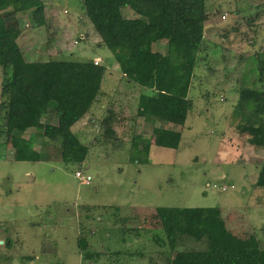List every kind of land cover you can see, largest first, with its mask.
Returning <instances> with one entry per match:
<instances>
[{
  "label": "rangeland",
  "instance_id": "1",
  "mask_svg": "<svg viewBox=\"0 0 264 264\" xmlns=\"http://www.w3.org/2000/svg\"><path fill=\"white\" fill-rule=\"evenodd\" d=\"M42 1L44 26L33 24L29 11L3 13L7 29L18 31L26 58H99L104 93L88 112L97 122L88 119L80 127L81 119L71 128L89 147L82 165L66 164L51 144L42 146L41 127L53 119L52 110L38 120L32 136L33 147L44 148L49 160H13L0 137V264H81L74 252L81 227L90 250L101 253L84 264H165L172 252L155 214L159 206L218 207L228 229L255 233L264 245V187L255 186L264 149L244 142L233 116L239 86L256 81L264 59L263 0H206L205 50L188 92L193 110L182 125L135 115L140 89L122 76L81 0ZM122 14L136 16L130 8ZM153 49L165 52V39ZM110 105L120 122L115 137L106 139L96 125ZM164 128L181 132L176 149L157 144ZM138 136L151 142L146 162L132 146L133 140L140 143ZM76 171L90 176L89 183ZM207 245L205 239L181 238L177 250Z\"/></svg>",
  "mask_w": 264,
  "mask_h": 264
},
{
  "label": "trees",
  "instance_id": "2",
  "mask_svg": "<svg viewBox=\"0 0 264 264\" xmlns=\"http://www.w3.org/2000/svg\"><path fill=\"white\" fill-rule=\"evenodd\" d=\"M84 14L112 52L119 69L140 89L136 116L182 125L193 110L188 97L194 70L205 50V27L210 19L206 0H81ZM264 3V0H263ZM130 8L135 17L122 14ZM29 11L37 26L47 23L42 0H0V137L12 149L13 160L47 161L45 149L33 147L31 135L38 120L54 112L43 123L42 146L51 144L61 161L82 165L89 147L71 127L89 114L103 95L101 82L105 67L90 60L48 58L28 60L18 44V31L8 30L3 13ZM212 13V12H211ZM55 33L50 34V38ZM165 39L166 50L153 49ZM258 78L252 85L241 83L233 110L235 130L244 142L264 149V59L257 66ZM244 82V81H242ZM258 83V85H257ZM150 91L146 93L144 90ZM120 118L113 105L105 107L98 127L104 138L115 137ZM28 132L29 137L24 134ZM140 137V139H138ZM133 148L147 161L151 142L138 136ZM181 132L164 128L158 145L176 149ZM255 186L264 187V163L259 167ZM88 210V207H82ZM159 225L171 250L165 264H264V245L255 233L237 235L227 228L218 207H171L155 209ZM91 219L90 215H86ZM125 221H127L125 219ZM81 227L77 241L82 263L100 257L90 250L88 236ZM264 230V228H263ZM181 238L205 239L204 250L179 249Z\"/></svg>",
  "mask_w": 264,
  "mask_h": 264
},
{
  "label": "crops",
  "instance_id": "3",
  "mask_svg": "<svg viewBox=\"0 0 264 264\" xmlns=\"http://www.w3.org/2000/svg\"><path fill=\"white\" fill-rule=\"evenodd\" d=\"M87 36V34L86 33H84V37H86ZM83 119V121L81 122V124H80V127H85V125L87 124H85V122H86V120H90L93 124H95L97 121H96V119H93V117L92 116H88V114H86L85 116H84V118H82ZM96 127L98 128V124L96 125ZM72 128V127H71ZM35 134V130H34V133L31 135V137L33 136ZM30 136V135H29ZM28 136V137H29ZM34 148L36 149V150H39V149H37L35 146H34ZM11 151H12V149H11ZM84 166H86L85 164H84ZM61 243V242H60ZM75 253H77V255H78V259H76L75 260V262L77 263V262H79V259H81V263H82V257H81V254H79L78 253V249L76 250V251H74Z\"/></svg>",
  "mask_w": 264,
  "mask_h": 264
},
{
  "label": "built area",
  "instance_id": "4",
  "mask_svg": "<svg viewBox=\"0 0 264 264\" xmlns=\"http://www.w3.org/2000/svg\"><path fill=\"white\" fill-rule=\"evenodd\" d=\"M99 62H100L99 58H95V59L93 60V63H94V64H99ZM75 176H76L80 181H82V182H84V183H89V181L91 180V177H90V176H88V175H84L81 171H76V172H75Z\"/></svg>",
  "mask_w": 264,
  "mask_h": 264
}]
</instances>
